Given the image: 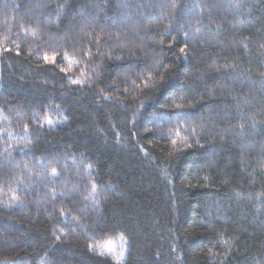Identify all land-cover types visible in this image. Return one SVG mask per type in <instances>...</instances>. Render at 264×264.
<instances>
[{
	"label": "trees",
	"instance_id": "trees-1",
	"mask_svg": "<svg viewBox=\"0 0 264 264\" xmlns=\"http://www.w3.org/2000/svg\"><path fill=\"white\" fill-rule=\"evenodd\" d=\"M0 264H264V0H0Z\"/></svg>",
	"mask_w": 264,
	"mask_h": 264
},
{
	"label": "snow or ice",
	"instance_id": "snow-or-ice-1",
	"mask_svg": "<svg viewBox=\"0 0 264 264\" xmlns=\"http://www.w3.org/2000/svg\"><path fill=\"white\" fill-rule=\"evenodd\" d=\"M183 51H184V49L182 48V49H181V52H183ZM65 58H66V57H65ZM43 59H44V61L47 62V63H50V64H56V54H55V53H54L53 55H51V56L45 54L44 57H43ZM68 64H69V66H68L67 68H61V71H62V72L67 73V72H69V71H72L73 67L78 65V61H69ZM81 75L83 76L84 73H81ZM70 83H71V84H76V85H81V86H82L83 83H84V81L81 80V79H71V80H70ZM46 122H47L49 125H51V124L53 123V121L51 120V118H46ZM25 128H27V125H25ZM175 134H176V136H179V135H180L179 130H177ZM186 139H187V138H185V140H186ZM172 143L175 144V143H176V140L174 139V140L172 141ZM89 167H90V166H89ZM51 175H53V176H56V175H57V171H56L55 168H52V169H51ZM96 191H97V187H96L95 184H93V185H92V193L94 194V193H96ZM12 199H14V200H15V199H18V197L13 196ZM62 214H63V213H62ZM56 239L59 240L60 237L57 236ZM90 247H91V246H90ZM103 247L111 249V248H112V241H108ZM98 254H99L100 256L105 255V253H104L103 251H100Z\"/></svg>",
	"mask_w": 264,
	"mask_h": 264
},
{
	"label": "rangeland",
	"instance_id": "rangeland-1",
	"mask_svg": "<svg viewBox=\"0 0 264 264\" xmlns=\"http://www.w3.org/2000/svg\"><path fill=\"white\" fill-rule=\"evenodd\" d=\"M106 252L112 255H118V257H122L123 255L126 254V248L124 249V246L121 242H112V248H104Z\"/></svg>",
	"mask_w": 264,
	"mask_h": 264
}]
</instances>
